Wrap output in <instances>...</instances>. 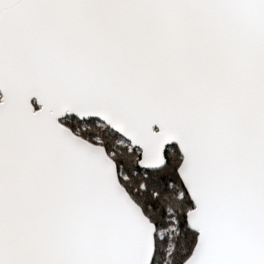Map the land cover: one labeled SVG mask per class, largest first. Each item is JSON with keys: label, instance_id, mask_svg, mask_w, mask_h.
<instances>
[{"label": "snow or ice", "instance_id": "1", "mask_svg": "<svg viewBox=\"0 0 264 264\" xmlns=\"http://www.w3.org/2000/svg\"><path fill=\"white\" fill-rule=\"evenodd\" d=\"M0 264H264V0H0Z\"/></svg>", "mask_w": 264, "mask_h": 264}]
</instances>
